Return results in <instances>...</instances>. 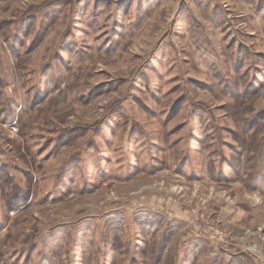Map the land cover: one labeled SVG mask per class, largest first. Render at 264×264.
Here are the masks:
<instances>
[{
	"label": "rangeland",
	"instance_id": "rangeland-1",
	"mask_svg": "<svg viewBox=\"0 0 264 264\" xmlns=\"http://www.w3.org/2000/svg\"><path fill=\"white\" fill-rule=\"evenodd\" d=\"M0 264H264V0H0Z\"/></svg>",
	"mask_w": 264,
	"mask_h": 264
}]
</instances>
